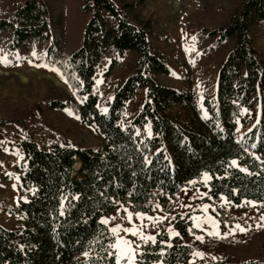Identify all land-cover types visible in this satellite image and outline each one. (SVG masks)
Returning <instances> with one entry per match:
<instances>
[{"label":"trees","instance_id":"trees-1","mask_svg":"<svg viewBox=\"0 0 264 264\" xmlns=\"http://www.w3.org/2000/svg\"><path fill=\"white\" fill-rule=\"evenodd\" d=\"M193 1L195 47L214 64L211 97L200 105L189 74L177 78L157 48L169 40L167 0H65L63 10L53 0H0V52L14 60L40 46L66 83L47 87L32 110L0 102V124L21 132L27 193L10 211L20 225L0 224V264H114L106 250L115 237L101 220L123 208L149 212L152 199L202 186L203 174L212 199L264 208V0ZM120 67L127 75L100 110L105 85L96 79ZM140 89L139 111L123 122ZM190 214L171 219L175 235L162 229L141 245V264H185L194 250L229 244L191 239ZM199 264L264 260L232 261L223 251Z\"/></svg>","mask_w":264,"mask_h":264},{"label":"rangeland","instance_id":"rangeland-1","mask_svg":"<svg viewBox=\"0 0 264 264\" xmlns=\"http://www.w3.org/2000/svg\"><path fill=\"white\" fill-rule=\"evenodd\" d=\"M167 1L170 5L169 14L166 16L169 42L162 41L157 44V48L168 58L169 66L177 78L182 79L189 74L196 102L200 105L202 99L211 97L214 64L210 56L201 55L195 47L191 22L195 2L193 0ZM53 2L57 8L63 10L65 0H53ZM260 47L264 49V39ZM104 71L107 70L104 69ZM104 71L96 79L97 83L105 85V90L99 100L100 110H104L105 101L111 98L113 88L120 84L127 75L126 69L122 67L111 70L106 76ZM49 86L65 89L66 83L61 78L59 71L45 62V50L42 47H34L29 56L18 53L14 60L0 52V102L3 99L7 106L12 108L22 107L32 110ZM143 100L144 90L140 89L127 103L122 116L123 122L131 121L139 111ZM5 118L6 112L0 111V119ZM84 131L94 137L90 129L85 128ZM241 133L238 130L236 136L239 137ZM19 139H21V132L18 127L12 124H0V224L9 229L20 225V218L10 213L11 208L19 200H24L27 197V193L21 187L18 170L21 155L16 142ZM236 167L246 169L238 163ZM204 176L205 174L200 179L202 186L184 187L175 196H165L163 203L158 199L151 200L150 211L142 214L146 217L163 218L162 222L148 219L137 220L136 213L133 214L128 208L106 216L103 220L108 221L109 229L116 225H120L122 228L137 225L142 226V231L146 235L156 236L162 229L168 235H173L175 230L169 223L171 219L176 214L183 216L186 213H191L189 219L192 226L194 227V224L197 223L200 225V227H194L198 234L192 236L191 239H195L197 236L203 237V239L210 236L216 241L227 239L230 242L225 247L213 245L194 250L192 258L185 264H199L220 259L223 251L232 261L251 258L264 260V221L261 220V217H264V208L252 201H242L238 205H232L224 197L223 199L221 197L217 200L212 199L208 196L206 187L208 180L205 181ZM204 205H208L207 212L202 211ZM128 213L133 214L132 223L128 221ZM197 216L201 219L193 220V217ZM207 217L215 221V226L211 221L205 222ZM236 225H239L244 231L237 229ZM169 229L172 231L170 232ZM214 231L218 235H212L211 233ZM121 235L124 234L121 233ZM124 238L134 240L141 245L144 244L131 235ZM191 239L184 242L191 243ZM138 251L140 252V249ZM195 253L202 255H195Z\"/></svg>","mask_w":264,"mask_h":264},{"label":"snow or ice","instance_id":"snow-or-ice-1","mask_svg":"<svg viewBox=\"0 0 264 264\" xmlns=\"http://www.w3.org/2000/svg\"><path fill=\"white\" fill-rule=\"evenodd\" d=\"M194 39V38H193ZM104 111H107V109H104ZM252 147H255L253 145ZM231 166L235 167L237 166V161L232 160L231 161ZM240 171H246L244 168H240ZM205 181L209 179L207 174L204 176ZM223 199V197H221ZM252 203V202H248ZM208 210V205H204L202 208V211L207 212ZM125 211H127L125 209ZM132 213H128V221L129 223H132ZM135 218L137 220H153L156 222H162L163 218H153V217H146L142 213H136ZM201 218L199 216L193 217V220L199 221ZM261 220L264 221V217H261ZM211 221L212 225L215 226V221H212L210 217L206 218L205 222ZM102 224H107V220H101ZM194 227H200V225L194 224ZM236 228L244 231V229L240 228L239 225H236ZM111 233L115 237L114 242H111L107 245V255L110 259L114 261V264H141V262L137 259L139 255H142L138 250L141 248V244L136 243L134 240H129L125 239V236L131 235L133 237H136L138 240L147 243V242H152L153 244L156 243V237L153 235H146L142 231V226H137L134 225L133 227H128V228H122L120 225H116L115 227L110 229ZM171 232L172 230L169 229ZM191 232V229L189 230ZM123 233L124 235H121ZM175 235V233H173ZM212 235H218L215 231L211 233ZM197 240H202L203 237L197 236ZM87 255V253H85ZM195 255H202L200 253H195Z\"/></svg>","mask_w":264,"mask_h":264}]
</instances>
